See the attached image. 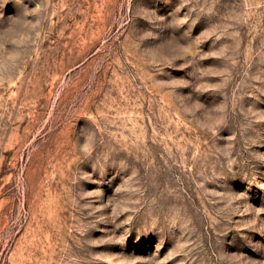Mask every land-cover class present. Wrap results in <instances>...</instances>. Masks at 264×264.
Returning <instances> with one entry per match:
<instances>
[{
  "label": "rangeland",
  "instance_id": "374dc122",
  "mask_svg": "<svg viewBox=\"0 0 264 264\" xmlns=\"http://www.w3.org/2000/svg\"><path fill=\"white\" fill-rule=\"evenodd\" d=\"M0 264H264V0H0Z\"/></svg>",
  "mask_w": 264,
  "mask_h": 264
}]
</instances>
